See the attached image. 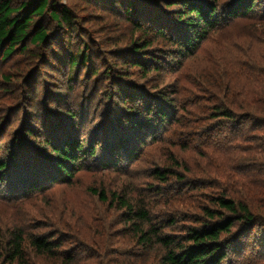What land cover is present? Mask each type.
I'll return each instance as SVG.
<instances>
[{
    "label": "rangeland",
    "instance_id": "obj_1",
    "mask_svg": "<svg viewBox=\"0 0 264 264\" xmlns=\"http://www.w3.org/2000/svg\"><path fill=\"white\" fill-rule=\"evenodd\" d=\"M24 1L12 0V5L19 7ZM172 1L134 2L139 16L147 20L157 11L165 16L176 12L169 9ZM52 2L70 14V25L56 23L47 14L33 23L41 21L47 29L45 43L26 44L25 52L18 46L4 60L0 52V158H10L8 148L19 140V160L25 153L43 159L44 152L52 153L46 145L75 139L89 145L96 135L97 145L104 139L106 123L114 125L119 115L128 121L145 119L146 125L136 134L125 126L108 131L116 140L120 136L130 141L129 150L138 149L128 162L122 159L129 153L124 149L117 170L77 172L71 183L52 184L48 190L17 199L0 185V264H11L5 245L13 230L61 238L62 251L82 245L76 250L84 258L81 264H108L123 256L131 264H161V247L146 251L136 244L129 224L120 223L125 210L100 203L90 188L104 189L108 196L123 191L134 202L143 201L155 224L181 238L204 224V210L216 208V197L234 195L264 205V126L237 118L238 124L230 127L226 118L212 116L216 107L226 105L229 90L235 92L229 100L241 102L243 88L264 85L263 24L260 27L251 18L233 21L209 34L189 56L173 59L165 54L172 47L149 30L150 24L127 15L125 4ZM164 31L168 37L175 35L168 28ZM69 53L86 55L75 71L70 69ZM133 58L145 61L147 69L135 68ZM156 59L159 68L151 69ZM249 68L259 75L248 81ZM122 88L127 94H146L150 118L147 114L142 118L145 108L132 109V99L121 101L117 90ZM147 100L143 99L145 104ZM159 106L165 120L158 115ZM235 109L236 115H245L244 109ZM137 134L143 144L134 142ZM165 170L170 172L161 181L156 174ZM231 236L236 241L224 264H264L263 225L247 230L237 223ZM101 241L106 248L97 246ZM28 255L32 264H40L31 252Z\"/></svg>",
    "mask_w": 264,
    "mask_h": 264
},
{
    "label": "trees",
    "instance_id": "obj_2",
    "mask_svg": "<svg viewBox=\"0 0 264 264\" xmlns=\"http://www.w3.org/2000/svg\"><path fill=\"white\" fill-rule=\"evenodd\" d=\"M134 1L138 0H110L111 3L125 4L126 14L134 17L136 21L150 24L151 29L149 30L156 32L155 36L161 37L168 43V46L172 47L165 54L173 59L181 58L184 55L189 56L198 48L199 44L207 39L209 34L217 32L216 30H224L233 21L251 18L258 23V26L264 25V0H174L169 3V9H175L176 12L165 16L157 11L150 17H146L147 20L139 16L141 13ZM47 14H50L56 23L71 24L70 14L66 11L63 13L59 11L52 0H27L19 7H14L12 0H0V52L3 53L2 60L10 57L18 46L25 52L26 44L41 45L47 41L49 34L41 21L36 23V26L33 25L35 19L42 20ZM255 25L257 24L255 23ZM165 28L171 30L170 32L175 35L168 37L164 31ZM137 48L134 46L132 49L138 54ZM69 56L71 71H75L81 63L84 64L86 58L85 54L81 56L69 53ZM144 60L153 59L145 58ZM158 61L162 63V59H158ZM130 62L135 68L147 69L143 60L133 58ZM154 62L151 69L155 68V65L158 69L157 59ZM256 74L259 75V71L249 68L247 80L257 78L255 77ZM117 91L122 102H128L132 99L134 104L132 109L141 110L142 107L146 109L143 111L145 114H141L142 118H145L146 114L150 118L153 114L152 107L143 92L139 95H132L124 92L123 88ZM234 94L235 92L229 90L225 97L227 99L226 105L216 107L212 111V116L214 118L218 116L226 118L230 122L227 123L230 127L233 124H238L234 121L237 118L241 119V122L264 126V85L259 86L257 84V89L254 90L247 89V87L243 88L240 96L244 99L241 102L229 100L233 98ZM140 98L142 99L140 100ZM143 99L147 100L146 104ZM235 108L244 109L245 115H236L237 110ZM158 115L164 120L167 117L160 106ZM144 123L145 119L136 121L131 118L128 121L126 115H119L114 125H111V122L106 123L104 139L97 145L95 143L98 140V135L90 141L89 145H83L76 139L63 145H46L51 147L52 153L46 155L44 152L43 159L34 155L36 153L31 150H27L33 153V160H31L30 156L32 155L29 153L23 154V160L21 158L19 160L17 149L21 150V145L17 144L20 143V140L17 144L14 142L15 144L13 143L8 148L11 153L10 158L8 156L9 160L5 161L8 159L5 157L0 158V185L3 186L4 193L11 195L13 199H17L48 190V186L52 184L71 183L77 172H89L98 168L117 170L121 166L122 151L125 149L129 152L127 156H122V159H126L128 162L134 157L137 148L129 150L126 145H129L130 141L120 136L116 140V135L110 134L108 131L113 126L117 130L125 126L127 131L136 134L145 127L146 124ZM29 133L32 134L31 131ZM142 140V136L135 135L134 142L143 144ZM99 145L103 146L100 147ZM169 172V170L160 171L156 177L161 181H166ZM90 192L98 197L100 203H107L110 208L115 206L118 210H125L120 223L129 224V231L136 244L146 251H153L159 245L163 251L160 257L161 264H224L236 241L231 235L237 223L242 224L247 230L258 225L264 226V219L260 217L263 215L261 213H264V205L258 206L252 199L242 200L234 195L222 196L213 199L216 205L215 209L206 208L204 210L206 215L204 224L200 228L189 229L187 235L181 238L164 232V225H157L153 222L149 207L141 200L134 202L132 198L127 196L128 193L115 192L108 196L104 189L99 190L97 188H90ZM229 235L230 237H228ZM104 237L105 235L101 238ZM62 246L63 239L61 238L55 239L51 235L41 234L27 236L24 231L13 230L11 239L5 245V251L11 264L34 263L31 261L33 259L30 258L31 256L29 257L28 252H31L40 264H55L53 261H60L61 264H81L84 262V258L76 253V250L84 248L82 245L63 251L60 250ZM97 246L106 248L107 245L101 241L97 242ZM120 256L122 258V255ZM105 258V255L101 257L102 260ZM117 258V260H109L107 263L131 264L124 256L123 259ZM98 264H103V262Z\"/></svg>",
    "mask_w": 264,
    "mask_h": 264
}]
</instances>
